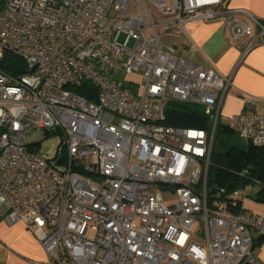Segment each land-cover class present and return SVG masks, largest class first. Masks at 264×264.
<instances>
[{
  "label": "built area",
  "instance_id": "built-area-1",
  "mask_svg": "<svg viewBox=\"0 0 264 264\" xmlns=\"http://www.w3.org/2000/svg\"><path fill=\"white\" fill-rule=\"evenodd\" d=\"M162 18L219 22L244 55L264 45V21L226 0H0V60L25 67L0 71V222L22 223L48 264H262L244 188L207 191L231 77L163 49ZM84 83L95 101L73 92ZM169 100L203 106L210 131L163 124ZM244 100L228 125L264 149V99Z\"/></svg>",
  "mask_w": 264,
  "mask_h": 264
},
{
  "label": "crops",
  "instance_id": "crops-1",
  "mask_svg": "<svg viewBox=\"0 0 264 264\" xmlns=\"http://www.w3.org/2000/svg\"><path fill=\"white\" fill-rule=\"evenodd\" d=\"M226 7L246 11L264 21V0H226ZM169 19H160L158 28L163 49H171L178 57L201 68L212 67L221 75L231 77V87L219 109L218 126L219 132L238 136L228 125L229 118L246 109L245 97L264 99V45H257L244 55L249 39L230 45L231 38L219 22L189 21L181 30L168 25ZM226 128L232 131L226 132ZM247 145L237 146L245 149ZM210 162L223 165L212 152ZM241 207L245 214L264 218V201L257 197L248 199L246 194ZM254 250L260 263L264 264V237L254 235ZM0 264H48V257L22 223L8 226L0 222Z\"/></svg>",
  "mask_w": 264,
  "mask_h": 264
},
{
  "label": "trees",
  "instance_id": "trees-1",
  "mask_svg": "<svg viewBox=\"0 0 264 264\" xmlns=\"http://www.w3.org/2000/svg\"><path fill=\"white\" fill-rule=\"evenodd\" d=\"M23 61L9 53H4L0 60V71L6 74L17 75L24 73ZM94 89L84 83L80 88H74L73 92L84 97L88 101H95ZM92 94V95H91ZM210 117L205 114L201 105L169 100L165 107V120L163 124L170 127L193 128L210 131ZM219 132L216 126L215 132ZM226 132L232 131L226 128ZM219 158V157H218ZM226 164H212L208 169L207 191L209 200L223 199L215 196L220 189L227 193L239 188H245L252 179L258 181L262 188L257 194V199L264 201V149L247 145L245 149L231 147L224 155ZM222 163V162H221ZM242 169L248 170V176L242 178L238 173Z\"/></svg>",
  "mask_w": 264,
  "mask_h": 264
},
{
  "label": "rangeland",
  "instance_id": "rangeland-1",
  "mask_svg": "<svg viewBox=\"0 0 264 264\" xmlns=\"http://www.w3.org/2000/svg\"><path fill=\"white\" fill-rule=\"evenodd\" d=\"M122 81H126V80H132L136 85H134L133 87V92L138 93L140 88L138 86V79L137 78H130V77H124V78H120ZM209 138H211V135H209ZM241 143L245 144V142L240 139L238 136L236 135H228V134H224L221 132L216 131L214 133L213 139H212V153H213V157H219V159L221 160V162L223 164H226L224 155L227 152V150L231 147H235V148H239V146ZM50 145H55L56 144V140L55 139H51V141L49 142ZM262 186L261 184L256 181L255 179H253L252 181H249L246 184L245 190H246V194L248 199H254L256 197V194L259 190H261ZM175 199L173 194L170 193H165L164 194V200L166 203H169L171 201H173ZM193 235H194V240L197 242H202L205 238V231H204V226L202 222L196 223L193 227ZM259 260V258H258ZM260 261V260H259Z\"/></svg>",
  "mask_w": 264,
  "mask_h": 264
},
{
  "label": "water",
  "instance_id": "water-1",
  "mask_svg": "<svg viewBox=\"0 0 264 264\" xmlns=\"http://www.w3.org/2000/svg\"><path fill=\"white\" fill-rule=\"evenodd\" d=\"M211 124V121H210V123H209V125Z\"/></svg>",
  "mask_w": 264,
  "mask_h": 264
}]
</instances>
